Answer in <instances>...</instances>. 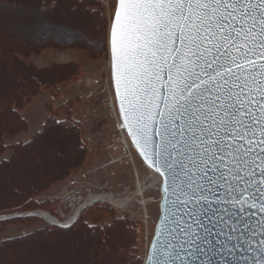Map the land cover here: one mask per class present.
<instances>
[{
  "label": "snow or ice",
  "instance_id": "1",
  "mask_svg": "<svg viewBox=\"0 0 264 264\" xmlns=\"http://www.w3.org/2000/svg\"><path fill=\"white\" fill-rule=\"evenodd\" d=\"M111 7L100 39L123 127L162 202L146 264H216L257 236L252 264H264V0Z\"/></svg>",
  "mask_w": 264,
  "mask_h": 264
},
{
  "label": "rangeland",
  "instance_id": "2",
  "mask_svg": "<svg viewBox=\"0 0 264 264\" xmlns=\"http://www.w3.org/2000/svg\"><path fill=\"white\" fill-rule=\"evenodd\" d=\"M113 3L0 0V264L145 262L160 192L133 146L121 159L109 45L100 39ZM70 117L80 128L55 121ZM79 186L93 188L88 199L108 198L75 218Z\"/></svg>",
  "mask_w": 264,
  "mask_h": 264
},
{
  "label": "water",
  "instance_id": "3",
  "mask_svg": "<svg viewBox=\"0 0 264 264\" xmlns=\"http://www.w3.org/2000/svg\"><path fill=\"white\" fill-rule=\"evenodd\" d=\"M111 72H112L113 91L115 94V98H116V102H117V106H118V110H119V100H118V97L116 96V93H115V81H114V73L112 70V66H111ZM119 113H120V111H119ZM120 117H121V124L123 126V116L121 113H120ZM126 131H127V129H126ZM127 133H128V131H127ZM128 135H129V133H128ZM129 137H130V140L132 142L130 135H129ZM132 144H133V147L136 150L137 154L139 155V157L142 159L144 164L147 166V163L143 160L142 156L139 153V150L136 149L133 142H132ZM150 170H152V169H150ZM161 212H162V202L160 199V216H161ZM251 213H252L253 219L260 216V214L256 211V209H252ZM160 216H159V218H160ZM6 218H7V216H4L1 219H6ZM52 223L59 224V222H52ZM158 226H159V219L157 221L151 242L154 240L155 233L158 229ZM213 233H215V229L213 230ZM259 238L260 237L257 236L255 239H253V241H252L253 247L251 249H249L247 245H245L243 248H239V247L233 248L232 244L229 243L228 245H226V247L224 249L219 250V254L211 256V260L216 261V264H252V260L254 259V255H255V247L258 243ZM233 242H234V240H233ZM150 245H151V243H150ZM148 255H150V247H149L147 256ZM201 261L209 262L210 257L207 255L200 256L197 260V264H200ZM145 264H146V258H145Z\"/></svg>",
  "mask_w": 264,
  "mask_h": 264
},
{
  "label": "built area",
  "instance_id": "4",
  "mask_svg": "<svg viewBox=\"0 0 264 264\" xmlns=\"http://www.w3.org/2000/svg\"><path fill=\"white\" fill-rule=\"evenodd\" d=\"M80 81H82V80H80ZM88 81L90 82L91 85L99 86L101 84V79L98 76L96 77V74H93L92 77H89L88 78ZM111 105L116 110L117 115H118L117 116L118 117V130H119V132H122L123 135H124L125 144L122 147L123 148V150H122L123 151V153H122L123 155L121 156V159L123 160V159H126V158L130 157V155H131V148H130V146H133V144H132V142L130 140V137H129L126 129L121 124V117H120V113H119V110H118V106H117L115 94H114V98H113V101H112V104ZM116 148H117V146L116 145H113V149L115 150ZM119 148H120V150L122 149L121 147H119ZM92 190H93V188H91L90 186H86V187H80L79 186V188L73 189L72 192L74 193V199H75V201L78 204H80V206H81V205L88 204V202H91L92 200H95V203H98L101 200H103V199H100V197H98V198L97 197H91L90 199H88L87 198V193L88 192L91 193ZM98 199H100V200H98ZM69 224H72V222L71 223H67V225H69Z\"/></svg>",
  "mask_w": 264,
  "mask_h": 264
},
{
  "label": "trees",
  "instance_id": "5",
  "mask_svg": "<svg viewBox=\"0 0 264 264\" xmlns=\"http://www.w3.org/2000/svg\"><path fill=\"white\" fill-rule=\"evenodd\" d=\"M44 1H48V2H50V4L51 5H55L57 2H58V0H42V2H44ZM53 90H55V91H59V85H57V86H54V89ZM56 121V123L58 124V125H61V124H65L66 126H67V128H69V129H78V128H80V125H79V121L77 122V121H74L73 119H72V117H70V118H66V119H63V120H55ZM78 146H79V148L81 149V150H85V146L84 145H82V142H81V136H79L78 137ZM76 223V222H75ZM74 223V224H75ZM74 224H72L71 226H69V227H61L59 230H61V231H69L70 230V228H72V226L74 225ZM89 227H94V228H98V227H100V225H98V224H93V225H89ZM101 228V227H100ZM87 231H89L88 229H86ZM12 240H14V239H11V241ZM10 241V240H9ZM6 243V242H5Z\"/></svg>",
  "mask_w": 264,
  "mask_h": 264
},
{
  "label": "bare ground",
  "instance_id": "6",
  "mask_svg": "<svg viewBox=\"0 0 264 264\" xmlns=\"http://www.w3.org/2000/svg\"><path fill=\"white\" fill-rule=\"evenodd\" d=\"M109 53H110V45H109ZM110 65H111V62H110ZM120 123V122H119ZM70 160V159H69ZM72 161V160H71ZM69 162V161H68ZM73 162V161H72ZM75 162V161H74ZM73 162V163H74ZM69 166V165H68ZM64 167V166H63ZM153 171V170H152ZM154 172V171H153ZM155 174V173H154ZM140 181V180H139ZM139 186H140V189H141V191H142V189H143V187L141 186V183L139 182ZM143 194V193H142ZM105 197H107V196H104V197H101L100 199H104ZM108 198V197H107ZM95 199V198H94ZM100 199H98V200H100ZM109 199L112 201V199L109 197ZM117 200V199H116ZM121 200V199H120ZM127 200V199H126ZM94 204H96L95 203V200H92L91 202H88V204H85V205H81V208H77V210L75 211V218L77 217V216H80L83 212H84V209H86V208H88L89 206H92V205H94ZM42 215L43 216H45L48 220H50L51 222H61L57 217H55V216H53V215H51L50 213H47V212H42ZM74 217L73 218H71L70 220H69V223H71L72 222V224L74 223V219H75ZM67 223V222H66ZM89 241V240H88ZM83 242V241H82ZM49 248V247H48ZM66 255V254H65ZM60 260V259H59ZM74 260V259H73Z\"/></svg>",
  "mask_w": 264,
  "mask_h": 264
}]
</instances>
